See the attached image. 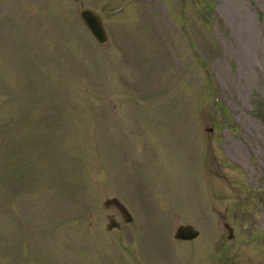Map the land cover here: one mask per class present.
Returning a JSON list of instances; mask_svg holds the SVG:
<instances>
[{
	"label": "rangeland",
	"instance_id": "obj_1",
	"mask_svg": "<svg viewBox=\"0 0 264 264\" xmlns=\"http://www.w3.org/2000/svg\"><path fill=\"white\" fill-rule=\"evenodd\" d=\"M0 264H264V0H0Z\"/></svg>",
	"mask_w": 264,
	"mask_h": 264
},
{
	"label": "water",
	"instance_id": "obj_2",
	"mask_svg": "<svg viewBox=\"0 0 264 264\" xmlns=\"http://www.w3.org/2000/svg\"><path fill=\"white\" fill-rule=\"evenodd\" d=\"M80 18L86 28L99 44H105L109 40V36L105 29L101 17L92 9L84 8L80 12ZM105 209H116L122 219V222L130 224L133 222V216L125 207V205L117 198H110L104 202ZM122 225L116 220L114 215H108V224L106 229L111 231L113 229H121ZM225 228L229 231V239L233 238V229L226 224ZM200 236V232L193 225H179L175 231V239L180 241H193Z\"/></svg>",
	"mask_w": 264,
	"mask_h": 264
}]
</instances>
